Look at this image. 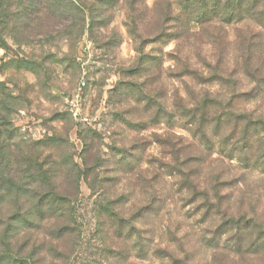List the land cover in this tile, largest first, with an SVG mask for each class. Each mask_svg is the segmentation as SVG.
<instances>
[{
	"label": "rangeland",
	"instance_id": "rangeland-1",
	"mask_svg": "<svg viewBox=\"0 0 264 264\" xmlns=\"http://www.w3.org/2000/svg\"><path fill=\"white\" fill-rule=\"evenodd\" d=\"M128 2L75 43L45 8L27 29L0 27V78L17 97L10 165L36 159L74 202L78 238L55 239L47 217L31 230L44 241L36 264H264V29L248 17L188 32L181 16L164 39L156 0ZM186 57L228 75H181ZM205 92L232 95L244 117L220 122L212 104L205 127L187 123L183 108ZM12 209L1 200L3 222Z\"/></svg>",
	"mask_w": 264,
	"mask_h": 264
},
{
	"label": "trees",
	"instance_id": "trees-1",
	"mask_svg": "<svg viewBox=\"0 0 264 264\" xmlns=\"http://www.w3.org/2000/svg\"><path fill=\"white\" fill-rule=\"evenodd\" d=\"M116 1L118 0H0V27L1 31L8 30L9 23L14 22L12 29L15 30L17 25L22 23L23 28L27 29V19L45 8L49 17L56 18L59 14L61 16L59 18L64 19L67 29L66 39L70 43H75L86 31L93 33L95 27L108 22L107 12L116 6ZM128 1L130 8L134 10L140 0ZM156 6L160 12L159 35L164 39L167 35H172L169 32V25L175 22V19L180 20L181 16L187 19L185 29L188 32L199 26L222 27L248 17L257 19L259 27L264 29V0H156ZM19 19H23V22ZM189 59V57L184 58L181 75L188 77L200 75L199 82L207 84L213 81L223 83L225 76L228 75L223 72L221 65H217L216 76L210 77L209 71L207 70L206 73L205 68L199 69L195 66V69H192L193 65L189 64ZM7 90L6 82L0 78V202L5 198L13 207L4 222L0 214V264H36L35 254L38 250L42 251L44 241L33 239L31 230L39 228L38 224L47 220V217L59 221V225L52 227L53 232L56 233L53 234L55 239L65 237L69 242L74 243L78 238L75 231L74 202L70 193L61 192L53 182V172L50 169L44 170L36 159L32 162V169L24 171L20 170V167L10 165L11 159L16 154L14 147L17 128L13 124L12 113L16 110L17 97ZM200 97L199 100L188 103L189 109L183 108L181 117L187 123L197 126L199 123L205 127L210 122L211 107L215 104L223 106V111L213 116L220 122L224 117L228 119L244 117L243 113L233 111L232 95L224 96V101L219 97L211 96L208 92ZM14 163L24 164L18 161V158L14 159ZM25 163L31 166L29 159ZM1 223H5L4 226ZM22 232L25 233L24 239L20 244L15 245L13 238ZM29 242H32V248L26 256L22 249ZM57 252H60L57 257L65 258L64 261L68 259L67 253Z\"/></svg>",
	"mask_w": 264,
	"mask_h": 264
},
{
	"label": "built area",
	"instance_id": "built-area-1",
	"mask_svg": "<svg viewBox=\"0 0 264 264\" xmlns=\"http://www.w3.org/2000/svg\"><path fill=\"white\" fill-rule=\"evenodd\" d=\"M70 110L73 113L75 118L81 119L84 121L88 120V117L83 115L81 108L78 106L77 103H75L74 100L70 101Z\"/></svg>",
	"mask_w": 264,
	"mask_h": 264
}]
</instances>
